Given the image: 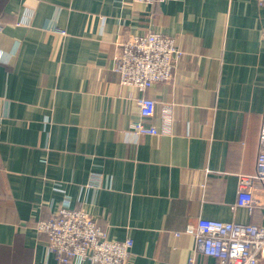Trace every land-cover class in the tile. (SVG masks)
<instances>
[{"label": "crops", "instance_id": "0c3cea01", "mask_svg": "<svg viewBox=\"0 0 264 264\" xmlns=\"http://www.w3.org/2000/svg\"><path fill=\"white\" fill-rule=\"evenodd\" d=\"M0 25V264H58L37 225L67 206L131 238L128 264H217L188 225H264L262 205L236 206L264 126L258 0H0ZM151 31L184 52L145 93L146 124L171 112L158 135L132 131L143 94L114 70L121 43Z\"/></svg>", "mask_w": 264, "mask_h": 264}, {"label": "built area", "instance_id": "2783aa9c", "mask_svg": "<svg viewBox=\"0 0 264 264\" xmlns=\"http://www.w3.org/2000/svg\"><path fill=\"white\" fill-rule=\"evenodd\" d=\"M131 1L154 4L169 0ZM258 2L264 7V0ZM120 46L114 70L120 74L121 84L135 87L143 94L138 98L140 119L134 121L132 131L151 135L169 132V109L162 112L161 131L143 121L156 113V101L145 93L157 83L173 80L183 50L173 37L155 31L131 36ZM256 181L264 188V126L260 133L257 174L240 175L236 206L264 207V199H256L253 193ZM37 227L47 235L46 247L58 264H128L130 260L132 239H110L107 230L83 209L61 207L51 218L39 221ZM186 232L195 236L197 250L214 257L217 264H260L264 254V225L202 218L197 225H188Z\"/></svg>", "mask_w": 264, "mask_h": 264}]
</instances>
